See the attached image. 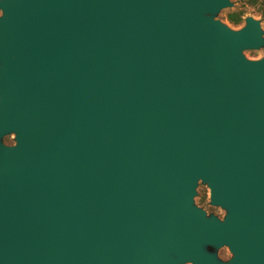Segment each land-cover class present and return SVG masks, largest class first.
I'll return each instance as SVG.
<instances>
[{
  "label": "water",
  "instance_id": "1",
  "mask_svg": "<svg viewBox=\"0 0 264 264\" xmlns=\"http://www.w3.org/2000/svg\"><path fill=\"white\" fill-rule=\"evenodd\" d=\"M226 4L0 0V264H264L263 39Z\"/></svg>",
  "mask_w": 264,
  "mask_h": 264
},
{
  "label": "rangeland",
  "instance_id": "2",
  "mask_svg": "<svg viewBox=\"0 0 264 264\" xmlns=\"http://www.w3.org/2000/svg\"><path fill=\"white\" fill-rule=\"evenodd\" d=\"M228 4L221 7L215 12H208L206 15L218 20L232 30L240 29L247 19L251 17L258 20L263 43L257 48H245L242 53L248 60H257L264 56V0H227ZM3 14L0 9V15ZM1 64V61H0ZM16 134L10 132L0 136V143L7 146L15 145ZM210 190L206 182L198 179L194 187V195L191 204L204 211L206 217L217 218L223 220L226 210L219 205L211 203ZM204 250L211 252L216 256L217 261L227 262L232 257V252L227 245L215 246L213 244H204ZM180 264H194L184 262Z\"/></svg>",
  "mask_w": 264,
  "mask_h": 264
},
{
  "label": "snow or ice",
  "instance_id": "3",
  "mask_svg": "<svg viewBox=\"0 0 264 264\" xmlns=\"http://www.w3.org/2000/svg\"><path fill=\"white\" fill-rule=\"evenodd\" d=\"M226 219V218H225ZM225 221V220H224ZM224 221H222L221 223H223ZM189 262H191L190 260H188Z\"/></svg>",
  "mask_w": 264,
  "mask_h": 264
}]
</instances>
